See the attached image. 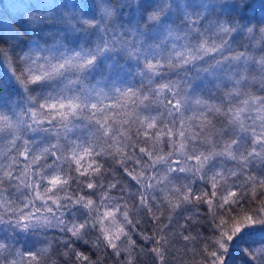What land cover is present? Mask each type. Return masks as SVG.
Here are the masks:
<instances>
[{
    "label": "trees",
    "instance_id": "1",
    "mask_svg": "<svg viewBox=\"0 0 264 264\" xmlns=\"http://www.w3.org/2000/svg\"><path fill=\"white\" fill-rule=\"evenodd\" d=\"M0 117V264L264 259V0H0Z\"/></svg>",
    "mask_w": 264,
    "mask_h": 264
},
{
    "label": "rangeland",
    "instance_id": "2",
    "mask_svg": "<svg viewBox=\"0 0 264 264\" xmlns=\"http://www.w3.org/2000/svg\"><path fill=\"white\" fill-rule=\"evenodd\" d=\"M77 55H71V58H75ZM64 58L66 56H63ZM50 61H52L53 59H50L48 58ZM36 70L39 72V73H45L46 72V66L42 64V67H38L36 66ZM3 118L0 117V131H5L7 129V126H5L3 123ZM11 125L12 122H10ZM103 221L107 224L106 226V234H107V237L111 240V239H117L120 235H121V229H120V226L119 224L117 223V221L114 219V213H112L110 210H107L105 212V215H104V219ZM264 256V255H263ZM262 256V257H263ZM260 262L261 264H264V259L263 258H260Z\"/></svg>",
    "mask_w": 264,
    "mask_h": 264
}]
</instances>
